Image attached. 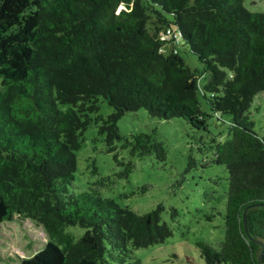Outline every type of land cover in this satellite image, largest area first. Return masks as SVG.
<instances>
[{"label": "trees", "instance_id": "16d2710c", "mask_svg": "<svg viewBox=\"0 0 264 264\" xmlns=\"http://www.w3.org/2000/svg\"><path fill=\"white\" fill-rule=\"evenodd\" d=\"M241 1L0 0V223L27 220L44 241L15 264H139L134 249L171 235L160 203L136 213L103 196L109 176L73 188L75 151L90 125L123 165L115 176L126 177L132 167L118 159L117 142L132 156L164 162L166 149L152 134L118 131V119L139 109L202 130L210 116L224 125L209 145V162L227 173L224 205L203 216H221L222 238L194 245L202 264H258L264 138L247 112L264 92V12ZM164 28L175 30L176 39H159ZM178 42L199 68L186 64ZM98 97L111 113L97 114ZM191 165L189 156L186 169ZM90 167L97 174L93 161ZM245 207L254 240L243 228Z\"/></svg>", "mask_w": 264, "mask_h": 264}, {"label": "rangeland", "instance_id": "374dc122", "mask_svg": "<svg viewBox=\"0 0 264 264\" xmlns=\"http://www.w3.org/2000/svg\"><path fill=\"white\" fill-rule=\"evenodd\" d=\"M241 3L249 11L264 12V0H242ZM175 46L190 68L200 67L184 43L178 42ZM169 49V44L163 45V50ZM201 109L207 111L204 103ZM111 112V106L98 97L97 114ZM247 113L254 131L264 138V92L253 97ZM223 118L227 119V116ZM216 123L210 116L202 130L182 118L150 117L143 109L124 113L117 121L121 135L150 133L166 149L164 162H157L152 154L142 158L132 156L127 149H120L117 142L118 159L132 163L126 177L114 175L123 169V165H116L112 152L104 151L103 134L98 133L97 127L90 125L83 131V141L75 151L74 189L83 190L87 183L109 176L113 183L100 187V192L120 206L136 213H144L157 203L163 206L160 217L170 227L171 235L162 242L134 249L133 255L139 264H202L194 242L202 240L216 245L222 238L221 216L214 215L210 221L203 217L214 210L222 211L227 189L224 167L209 162L210 139H217L224 130L223 124ZM189 156L194 165L186 169ZM91 161L97 168L95 175L90 173ZM171 208L176 211L174 216L170 214ZM43 244L42 233L27 220L12 219L0 223V264H15L17 257L31 256Z\"/></svg>", "mask_w": 264, "mask_h": 264}, {"label": "built area", "instance_id": "2783aa9c", "mask_svg": "<svg viewBox=\"0 0 264 264\" xmlns=\"http://www.w3.org/2000/svg\"><path fill=\"white\" fill-rule=\"evenodd\" d=\"M159 39L161 40H168V39H176L177 37V32L175 30H172L170 28H164L162 29L159 33Z\"/></svg>", "mask_w": 264, "mask_h": 264}, {"label": "water", "instance_id": "95a60500", "mask_svg": "<svg viewBox=\"0 0 264 264\" xmlns=\"http://www.w3.org/2000/svg\"><path fill=\"white\" fill-rule=\"evenodd\" d=\"M247 207H245L242 211V222H243V228H244V231H245V234L251 239V240H254L253 238H251L249 236V234L247 233V230H246V227H245V219H244V213H245V210H246ZM259 246H260V249H259V252L257 254V262L258 264H261V255H262V251H263V243L260 241V240H254Z\"/></svg>", "mask_w": 264, "mask_h": 264}]
</instances>
